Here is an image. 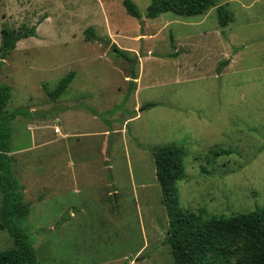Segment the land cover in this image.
I'll return each mask as SVG.
<instances>
[{
    "label": "rangeland",
    "instance_id": "1",
    "mask_svg": "<svg viewBox=\"0 0 264 264\" xmlns=\"http://www.w3.org/2000/svg\"><path fill=\"white\" fill-rule=\"evenodd\" d=\"M124 1L0 0V81L12 88L8 109L26 111L12 122V156L21 173L33 165V176L17 173L31 203L20 224L38 264H175L160 146L183 151L184 208L207 217L264 208V0L153 19L151 0H132L139 18ZM4 29L35 36L5 53ZM70 71L53 100L47 92ZM2 199L0 190V213ZM13 247L0 230V251Z\"/></svg>",
    "mask_w": 264,
    "mask_h": 264
},
{
    "label": "trees",
    "instance_id": "2",
    "mask_svg": "<svg viewBox=\"0 0 264 264\" xmlns=\"http://www.w3.org/2000/svg\"><path fill=\"white\" fill-rule=\"evenodd\" d=\"M124 3L130 15L141 17L132 0ZM214 5V0H151L146 16L153 19L172 12L177 16L192 17L207 13ZM217 8L220 25L226 27L231 14L224 5ZM30 36H35L34 29L23 32L4 29L2 49L8 53L19 40ZM113 49L126 56L121 48L114 46ZM75 75L76 72L70 71L53 91L47 92L48 95L53 100L59 98ZM11 97V86L0 81V190L3 193L0 230H7L14 240L13 248L0 251V264H38L37 251L20 224L31 213V203L24 199V189L14 173L11 154L12 122L26 111L21 108L9 110ZM152 152L169 218L166 242L172 247L174 263L264 264V208L230 217H207L204 208L198 211L186 209L179 201L176 188L177 181L184 176L183 151L177 146L165 145Z\"/></svg>",
    "mask_w": 264,
    "mask_h": 264
},
{
    "label": "crops",
    "instance_id": "3",
    "mask_svg": "<svg viewBox=\"0 0 264 264\" xmlns=\"http://www.w3.org/2000/svg\"><path fill=\"white\" fill-rule=\"evenodd\" d=\"M134 98H135V100H138L139 99V87L137 88V90H136V93L134 94ZM139 102V101H138ZM148 105V104H147ZM107 131V130H106ZM62 133V132H61ZM39 137H41L42 136V134H40L39 133ZM46 135V134H45ZM61 135H63V136H65V139L68 137V133H63V134H61ZM56 140H58V138H56V139H52L51 140V142L52 141H56ZM36 142V141H35ZM46 143H49V140L48 141H46ZM28 152V151H27ZM27 152H26V150H22L21 151V153H24V154H27ZM11 154H13V155H15L14 153H13V150H12V152H11ZM43 165V164H42ZM33 167V165L31 166V164H21V170H22V173H21V171H20V169H18V165L17 164H15V162H14V159H13V170H14V173H15V175H16V177H17V173H20V175H22L23 174V176H25V170L26 171H28V173H30L29 171H30V169ZM32 176H33V174L32 173H30Z\"/></svg>",
    "mask_w": 264,
    "mask_h": 264
},
{
    "label": "water",
    "instance_id": "4",
    "mask_svg": "<svg viewBox=\"0 0 264 264\" xmlns=\"http://www.w3.org/2000/svg\"><path fill=\"white\" fill-rule=\"evenodd\" d=\"M137 60V58H136ZM136 60L133 61L130 65V75H131V78L133 79L134 76H135V73H134V66H135V63H136ZM113 137H114V133L111 134V142L113 143Z\"/></svg>",
    "mask_w": 264,
    "mask_h": 264
},
{
    "label": "built area",
    "instance_id": "5",
    "mask_svg": "<svg viewBox=\"0 0 264 264\" xmlns=\"http://www.w3.org/2000/svg\"><path fill=\"white\" fill-rule=\"evenodd\" d=\"M55 131H56V133H59L61 131V128L60 127H55Z\"/></svg>",
    "mask_w": 264,
    "mask_h": 264
}]
</instances>
